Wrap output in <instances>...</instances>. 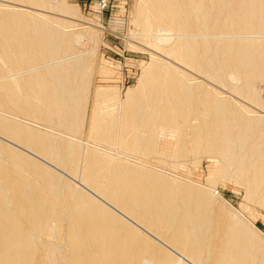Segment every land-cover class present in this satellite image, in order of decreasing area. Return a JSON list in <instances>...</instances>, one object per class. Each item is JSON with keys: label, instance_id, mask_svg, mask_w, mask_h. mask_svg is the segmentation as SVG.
Returning a JSON list of instances; mask_svg holds the SVG:
<instances>
[{"label": "bare ground", "instance_id": "bare-ground-1", "mask_svg": "<svg viewBox=\"0 0 264 264\" xmlns=\"http://www.w3.org/2000/svg\"><path fill=\"white\" fill-rule=\"evenodd\" d=\"M54 11L77 15L0 0V264H264L214 187L264 209V0H139L135 37L159 54L120 101L95 91L86 145L91 64L75 55L94 31ZM166 152L216 175L201 187L136 160Z\"/></svg>", "mask_w": 264, "mask_h": 264}, {"label": "rangeland", "instance_id": "rangeland-1", "mask_svg": "<svg viewBox=\"0 0 264 264\" xmlns=\"http://www.w3.org/2000/svg\"><path fill=\"white\" fill-rule=\"evenodd\" d=\"M57 1L73 8L77 15L63 17L54 11L51 16L72 22L78 25L77 29L82 28L79 25H84L94 31V37L82 42L78 47L79 53L75 55L88 59L91 64L86 115L80 138L81 144L86 145L89 142L90 118L96 108L95 91L99 88L112 89L118 94L117 99L120 101L129 89L136 86L141 70L151 63L152 55L159 53L143 39L135 37L139 29L134 25L133 20L139 0ZM257 88L264 101V83H259ZM168 156L169 153L166 152L160 153L159 159L140 157L136 160L159 166L162 171H174L178 176L201 187H207V178L216 175L217 168L208 159L202 158L197 164L189 160L186 164L176 165L173 169L168 167L170 163L167 161ZM214 187L236 212L251 223V227L264 243V209L246 200L244 190L231 181H219Z\"/></svg>", "mask_w": 264, "mask_h": 264}]
</instances>
